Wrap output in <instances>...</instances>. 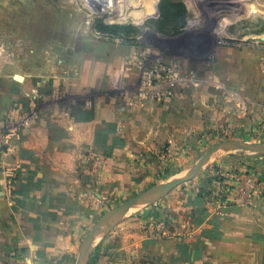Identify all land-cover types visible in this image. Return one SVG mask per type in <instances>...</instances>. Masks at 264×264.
Here are the masks:
<instances>
[{"label":"crops","instance_id":"obj_1","mask_svg":"<svg viewBox=\"0 0 264 264\" xmlns=\"http://www.w3.org/2000/svg\"><path fill=\"white\" fill-rule=\"evenodd\" d=\"M75 50L78 66H66L64 76L0 74V124L38 109L31 128L7 138L0 161V264L76 263L104 195L151 178L163 161L159 148L191 139L204 117L264 115L263 47L222 48L217 79L199 58V78L177 83L167 75L121 97L114 92L136 75L126 65L132 50L98 41ZM56 94L58 104L41 107ZM251 171L264 182V156L221 162L153 211L110 229L88 264H264V196L243 203L234 187ZM225 179L234 187L226 206Z\"/></svg>","mask_w":264,"mask_h":264},{"label":"rangeland","instance_id":"obj_2","mask_svg":"<svg viewBox=\"0 0 264 264\" xmlns=\"http://www.w3.org/2000/svg\"><path fill=\"white\" fill-rule=\"evenodd\" d=\"M219 3L240 6L241 11L220 15L207 11V6ZM93 41L128 46L132 50L126 65L130 69L136 67V75L132 85L124 89L117 88L114 94L119 97L126 93L146 91L144 83L151 84L149 90L161 78L166 80L167 75L175 76L177 83L184 78L188 82L195 80L200 74L199 58L207 61L209 79L214 80L219 74L216 55L222 48H264V0L0 2L1 75L15 74V79L21 81L25 75L50 77L61 72L60 76H64V72L71 68L66 66L71 63L78 66L80 56L75 49ZM183 56H190L189 59L193 61L186 63ZM59 95L51 97L41 107L58 104L62 100ZM204 121L199 131L192 132L191 139L174 147L165 144L158 149V156L163 161L158 164L151 178L128 181L125 192L105 194L106 200L99 202L95 222L82 236V242L110 212L154 187L165 186L186 177L215 145L228 141L264 145V115L255 118L246 115V118L238 120L219 116L214 121L204 117ZM253 155L264 156V151L219 150L191 181L169 193L150 195L151 199L144 206L130 210V213L128 211L122 218L119 216L107 224L105 222L96 243L108 230L130 218L153 211L158 204H164L221 162ZM74 264H77V260Z\"/></svg>","mask_w":264,"mask_h":264},{"label":"water","instance_id":"obj_3","mask_svg":"<svg viewBox=\"0 0 264 264\" xmlns=\"http://www.w3.org/2000/svg\"><path fill=\"white\" fill-rule=\"evenodd\" d=\"M207 11L210 13H213L215 15H220L223 13H237L241 11V7L234 6L232 4H226V3H219L214 6H207ZM222 149H228V150H242L246 152H253V153H260L264 151V145L263 146H253L246 143H241L238 141H228L223 142L215 145L213 149H211L201 160L200 162L195 166V168L184 178L173 181L165 186H158L154 187L148 192H145L135 199L131 200L130 202L124 204L123 206L117 208L116 210L110 212L104 218H102L100 224L85 238L83 241L79 257L77 260V264H88L89 257L91 253L93 252V248L89 247L92 241L96 238V236L101 232L103 224L106 222V224L109 222V220L113 219L117 215L126 212L130 210L131 208L135 207L138 203L143 201L147 196L155 195V194H166L177 188L178 186L191 181L194 179L203 166L206 164V162L215 155L219 150ZM112 228V227H111ZM109 231V230H108Z\"/></svg>","mask_w":264,"mask_h":264},{"label":"built area","instance_id":"obj_4","mask_svg":"<svg viewBox=\"0 0 264 264\" xmlns=\"http://www.w3.org/2000/svg\"><path fill=\"white\" fill-rule=\"evenodd\" d=\"M37 107H34L29 112H21L11 116L7 122L0 124V161L1 157L7 150V138L12 134H18L21 131L31 128L37 119ZM225 179L222 186L221 204L228 205V193L234 187L245 196L243 203L252 202L255 197L264 196V182L260 181L257 174L253 171L249 172L244 181L236 182V185L230 186Z\"/></svg>","mask_w":264,"mask_h":264},{"label":"bare ground","instance_id":"obj_5","mask_svg":"<svg viewBox=\"0 0 264 264\" xmlns=\"http://www.w3.org/2000/svg\"><path fill=\"white\" fill-rule=\"evenodd\" d=\"M235 6V5H234ZM237 7H240V6H237ZM255 10H259L258 8H255ZM213 158V157H212ZM158 195V194H157ZM151 198L149 197V196H147L143 201H141L140 203H138L135 207H133V208H131L130 210H136V209H138V208H140V207H142V206H144L146 203H148V201L150 200ZM130 210H128V211H126V212H123V213H121V214H119V215H117L116 217H114L113 219H111V220H109V222L110 221H113V220H115L117 217H119V218H122L125 214H128V213H130V212H132V211H130ZM128 212V213H127ZM101 233V232H100ZM100 233L96 236V238L92 241V243L90 244V248L91 247H93L94 246V244H95V242H96V240L98 239V237L100 236Z\"/></svg>","mask_w":264,"mask_h":264}]
</instances>
